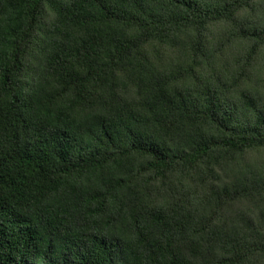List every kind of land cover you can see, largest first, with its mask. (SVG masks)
<instances>
[{
	"label": "trees",
	"instance_id": "trees-1",
	"mask_svg": "<svg viewBox=\"0 0 264 264\" xmlns=\"http://www.w3.org/2000/svg\"><path fill=\"white\" fill-rule=\"evenodd\" d=\"M0 264H264V0H0Z\"/></svg>",
	"mask_w": 264,
	"mask_h": 264
}]
</instances>
